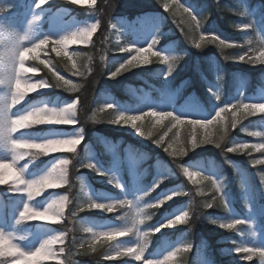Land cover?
I'll list each match as a JSON object with an SVG mask.
<instances>
[{
	"label": "clouds",
	"instance_id": "obj_1",
	"mask_svg": "<svg viewBox=\"0 0 264 264\" xmlns=\"http://www.w3.org/2000/svg\"><path fill=\"white\" fill-rule=\"evenodd\" d=\"M156 3L191 48H215L224 64L264 67V5L236 0L233 7L212 0L218 12L239 18L228 21L240 34L232 39L205 30L211 12L198 14L181 0ZM75 10L89 18L78 19ZM116 10L117 0H0V264H195L192 239L168 240L157 246L159 254L150 249L164 229L185 226L192 233L200 221L231 234L230 252L239 262L264 264V92L247 96L248 78L236 73L234 98L223 102L226 74L217 61L213 81L207 83L212 114L182 115L175 106H153L146 98L161 91L154 84L147 90L124 86L135 104L103 93L98 99L94 93L91 104L83 103L89 83L96 89L101 77L116 81L159 65L157 75L168 82L188 56L176 47H159L162 18L148 35L129 39ZM47 89L72 99L30 100ZM102 125L130 129L161 149L168 162L146 166L151 158L147 152L122 138L103 137L96 131ZM88 129L108 155L123 152L138 180L135 190L92 158L85 145ZM237 131L251 139L234 135ZM208 146L219 150L223 165L203 159L185 162ZM230 156L247 158L258 187L253 174ZM224 165L238 185V201L230 195ZM150 168L153 179L144 184ZM84 169L104 178L120 195L95 190ZM172 178H182V183L153 195ZM177 197H187V203L154 225L160 210ZM211 210L225 215H210ZM93 212L113 219L82 215Z\"/></svg>",
	"mask_w": 264,
	"mask_h": 264
},
{
	"label": "trees",
	"instance_id": "obj_2",
	"mask_svg": "<svg viewBox=\"0 0 264 264\" xmlns=\"http://www.w3.org/2000/svg\"><path fill=\"white\" fill-rule=\"evenodd\" d=\"M182 2H186L188 6H193L195 10L199 13L202 12H211V19L209 20L208 24L205 27L206 31H216L219 34H222L228 38L232 39H239L240 34L236 33L233 29H231L228 26V21H238V17L233 16H227L226 13H220L217 11V9L213 6L212 0H181ZM124 0H117V10L114 14L115 17H118L122 15L123 13L129 14V18H134L136 14L144 13L150 10L153 11H162V7L157 4L156 2L152 3L153 6H143L138 11L126 9L124 10ZM222 3L227 6H236V0H222ZM252 5H264V0H251ZM66 7H73V6H66ZM74 14H77L80 18H84V14H78V12L74 11ZM166 19L163 21V33H164V39L161 41L160 48L166 46L169 43H174L176 45V48L179 50L186 51L188 53V56L185 59V63L187 66V71L184 72L182 75V78H191L192 84L187 89L189 92H196L198 96L202 98V100L207 101V96L204 93L203 87H201V84L205 81H211L213 80V65L216 61H220L219 54L217 53L215 48H207L203 52H199L194 48H191L188 46L180 36L179 31L176 29L175 25L172 23L171 18L169 17L168 13H164ZM221 15H225V18H221ZM116 58V57H114ZM189 62V63H188ZM220 63L223 66V70L226 74V83L225 86L227 88V96L231 95L233 91V74H236V72L240 73L243 72V74L251 73L252 79L251 83L253 84V87L258 86L260 84V75L261 72L264 71V67L260 68L257 71H250V67L247 65H240L235 66L234 63H226L224 64L222 61ZM161 66L159 65H152L147 68H141L133 72L130 76V78L122 80L120 82H110L108 79L101 77L99 84L97 85L96 89L93 87L91 82L89 83L87 89H86V96L83 99V103L85 104H91L94 99V93L95 98L98 99L100 97V93H102V90L108 86L110 88V92H112V96H114L116 99H118L121 103L125 102H132L131 96L125 91L124 86L128 83H131L134 86H141L144 84L145 79H151V76L157 75L158 69H160ZM201 69V72L203 73L204 77H200L198 73V69ZM181 77L179 78L178 82L181 81ZM152 81V80H151ZM160 87L162 86L160 83H157ZM226 98V97H225ZM224 98V100H225ZM254 120L259 121L260 118H254ZM97 132L101 133L104 137H109L112 140L117 139H123L125 144H129L134 146L137 149H140L144 152H147L150 155V159L147 161L148 166L155 165L156 161H162V162H168V157L165 153L159 148H157L155 145H153L150 141H145L142 138L134 137L125 131H119L118 129L114 128L110 125H102L99 126L96 129ZM93 130L88 129L87 130V136L85 139V145H90L94 141V137L92 134ZM234 135L242 138V139H251L249 137H244L242 134H240L238 131L237 133H234ZM84 148V145H82V149ZM96 150L98 153H101L103 151L102 147H96ZM201 157L204 160H207V163L211 162H218L223 165V158L220 155L219 150L208 146L205 148H202L200 151H196L194 153H191L186 158V163L188 161L196 160L197 158ZM214 158V160L212 159ZM231 160H233L235 163H237L241 168L247 169V166L250 167L247 158L243 156H230ZM106 162V161H104ZM251 170H254L251 168ZM85 175H88L89 173L86 171V169L82 170ZM223 171L227 174L233 177L232 170L227 165H224ZM255 171V170H254ZM91 174V173H90ZM234 178V177H233ZM182 183V178H172L169 181H167L163 186H161L160 189L157 190V193H154L153 195H157L161 192V190H167L171 187L177 186ZM233 190L236 198L239 195V188L235 181L233 180ZM187 197H178L176 199V204H186L187 203ZM172 207L170 206H164L160 210L159 215L156 217V220L153 221V224H155L157 221H159L161 218V215L165 212H171ZM210 215L213 216H224V213H220L216 210H211ZM83 216H88L91 218H95L98 215H95L93 213H84ZM185 232V236L187 239H190L191 237H196L197 234L203 232L205 233L206 237L210 240V242L214 245V252H218L220 254L219 250L226 246V242L228 241V237L231 235L229 233L224 232L221 229L216 228L215 226L207 224L205 221H200L196 224V228L192 233H187V229L185 226H179L176 228V230H168L166 233L170 237L172 241L177 240V238H181L182 233ZM229 244V243H228ZM229 246V245H228ZM217 256V255H216ZM107 264H123V261L121 260H114L109 261Z\"/></svg>",
	"mask_w": 264,
	"mask_h": 264
},
{
	"label": "rangeland",
	"instance_id": "obj_3",
	"mask_svg": "<svg viewBox=\"0 0 264 264\" xmlns=\"http://www.w3.org/2000/svg\"><path fill=\"white\" fill-rule=\"evenodd\" d=\"M154 2H156V0H124L123 4H124V10L125 11H126V9L138 11L143 6H148V7L153 6L152 3H154ZM183 3H185L188 6V4L186 2H183ZM46 7H48V6H46ZM56 7H59V5H57ZM189 7L194 8L193 6H189ZM194 10H195V8H194ZM75 11L78 12V14H84V16H85L84 19L89 18L86 16V14L82 10H75ZM162 11H164L163 8H162ZM164 13H166V12L164 11ZM164 13L150 10V11H147L145 13L136 14V16L134 18H129V14H127V13H123L122 15L118 16L117 18H119L122 25L127 28L128 32H129L128 38L134 39L135 37H142V36H146L149 33H151L154 30V28L157 26V24L160 22L161 18L163 19V21L166 19ZM77 18H78V16H77ZM84 19H80V20H84ZM45 27H47V25H45ZM137 42L146 43L147 40H142V41L138 40ZM166 46L176 47V45H174V43H169ZM161 48H165V46L161 47ZM216 62H215V64H216ZM184 63H185V61L183 62L181 67L177 70V72L174 73L173 77L169 78L168 82L163 81L162 78H160L158 75H153V76H151V79L143 80L144 84H142L141 86L144 87L146 90L149 89V86L153 85V84L161 89V91L158 93L157 92H151L150 95L146 99L149 102H151L153 104V106H157V105L161 106V107L175 106L178 109H182V111L179 113L182 115H194V114L199 113V112H207L208 114L214 113L215 109L213 108V101L211 100L209 94L207 93V83L210 81H205L204 83L201 84V87H203L204 93L207 96V98H206L207 101L202 100V98L200 96H198V94L195 91L188 93L187 89H188V87L191 86L192 79L191 78H184V79L182 78V75L184 74V72H186L188 70L186 64H184ZM215 64L213 65V69L215 67ZM234 65L240 66L241 64H234ZM260 68H263V67H259V68H251L250 67L249 69H250V71H257ZM132 73H128L127 75L121 77L119 80H116V81L109 80V81L114 82V83L120 82L122 80L130 78L131 77L130 75ZM198 73H200V77H204L200 68L198 69ZM236 73H238V72H236ZM240 73L243 74V72H240ZM244 75L248 78V85H247V91H246L247 96L252 97V96H256V95H259L262 92H264V79H262V75H264V71L261 72V75L259 78L260 84L258 86H255L254 89H252L250 87L251 86L250 82H251V79L253 77L252 74L246 73ZM180 77L182 79L180 82H178ZM211 81H213V80H211ZM157 83H160L162 86L160 87ZM232 83H233V81H232ZM128 84L132 85L131 83H128ZM141 86H136V88H139ZM110 91H111L110 88L108 86H106L102 90V93L103 94H111L112 92H110ZM41 96H49V97L59 96L63 100H71L72 99V97L67 96V94H65V93H62V92H59L56 90L47 89V90H43L42 93L33 94L32 97H34V98L30 97V100L39 99V98H41ZM225 97L227 99L225 101V103L230 102L231 99L234 98V88H233L231 95H229V96H227V91L225 89ZM130 103L135 104L137 102L132 100V102L130 101ZM217 106H219V105H217ZM116 129H118L119 131H125L126 133L136 137L131 132L130 129H119V128H116ZM41 130L46 131L47 126H45V128H43ZM34 131H37V130H34ZM87 146L90 149V154H91L92 158L96 159L104 168L116 171L118 173V175L121 176V178L126 183V185L129 187L130 191L135 190V188L138 184V180L135 176V173L132 169V166H131L129 160L124 156L123 152H121L119 157H114V156L108 155L105 152L104 148H103V151L101 153H98V151L96 150V147H99V146L101 147V144H100L99 140L96 138H94V141L92 144L87 145ZM201 149H197V152L200 151ZM47 159H51V157L45 158V160H47ZM201 159L202 158L199 157L196 160H192V161H188V162H194V161H198ZM104 161H106V162H104ZM203 161H204V163H206L208 165L212 164L211 162L207 163V160L203 159ZM44 162L45 161H41L40 163L43 164ZM146 166H148V164ZM86 171L89 173V175H86V176H87L89 182L92 184V186L95 190H102L103 192L112 193L113 195H120L118 190H116V189L112 188L110 185H108L106 183V181L104 180V178L96 176L95 173H91L87 169H86ZM153 175H154V171H153V169L150 168V174L146 178L143 179V183L144 184H150L152 179H153ZM251 178H252V182L254 184H257V187H258V182L256 181L254 173H253ZM233 180H234V178L232 176H228V189H229L231 197H233L235 200L238 201V199L240 197V191H239L238 197L236 198V196L233 194L234 193L233 188H232ZM175 187L176 186L171 187L169 189H172ZM3 191H4V189L0 188V192H3ZM161 191H165V190L163 189ZM176 199H178V197ZM176 199L169 202L168 204H166L167 206L172 207L171 212H165L163 214V216L161 215V217H159L161 219L159 221H157L155 224L163 222V220L166 219L170 214H174L175 209L180 208L183 205H185V204H176L175 203ZM236 207L238 210H240V206L238 203L236 204ZM93 214L98 215L95 217V219H97V220H106V219L111 220V219H113L112 217H106L100 213L93 212ZM242 214L243 213L241 211V215ZM168 230L172 231V230H176V228L175 229H164L161 233H158L156 238H155L153 249H150V254H159V253H156L157 246L158 245L166 246L168 243V240H171L170 237L168 236V234L166 233V231H168ZM185 235H186L185 232H183L181 235V238L179 237V238H177V240H174L173 242H177L181 239H187V237ZM165 238H167V239H165ZM195 238H196V240H193L191 238L194 241V244L196 245V247L194 248V252H193V255L195 257V264H209V262H212V264H242V262H239L238 258H236L235 255L230 252L231 245L228 244V241L226 242L227 243L226 246L219 250L220 254H218V252L217 253L214 252V245L206 237L205 233L201 232V233L197 234V236ZM232 238L238 239V237H234V236ZM221 250H223V252ZM129 264H135V262L130 261ZM253 264H255V262H253Z\"/></svg>",
	"mask_w": 264,
	"mask_h": 264
}]
</instances>
